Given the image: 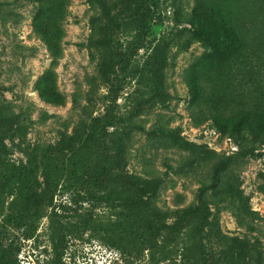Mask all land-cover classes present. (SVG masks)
Instances as JSON below:
<instances>
[{
    "label": "rangeland",
    "instance_id": "rangeland-1",
    "mask_svg": "<svg viewBox=\"0 0 264 264\" xmlns=\"http://www.w3.org/2000/svg\"><path fill=\"white\" fill-rule=\"evenodd\" d=\"M104 1L114 6V12L119 7L121 11L124 9L121 0L67 1L60 22L63 31L60 52L53 56L34 30L38 3L0 0V114L3 113L0 178L8 168L21 165L34 169L32 181L38 191L45 189V175L60 178L52 204L67 205L64 212L58 210L63 215L60 237L55 234L56 242H53L52 206L47 201L43 216L37 221H28L26 228L35 227L28 238L23 227L13 226L14 222L2 223L8 214L18 217L23 212L20 199L6 196L0 201V245L12 242L13 249H19L17 264L160 261L158 255L152 258L148 250L130 248L129 244L126 250L120 251L102 239L101 228L110 227L116 211L104 202L84 199L85 192L65 176L70 168L71 141L84 139L92 120L96 117L104 120L108 114L110 100L98 74L104 52L91 40L93 20L98 25L104 23ZM208 1L231 13L241 32L236 35L231 60L219 69L202 74L205 95L216 97L225 115L250 109L264 116V37L261 36L264 22L257 14L258 2ZM196 3L197 0H159L147 39L155 35L164 50L165 96L150 99L135 92L133 82L128 83L119 93L114 110L121 122L108 128L107 142L120 136L123 139L124 157L119 161L125 172L160 181L150 196L147 214L153 217L157 211L160 221L168 224H173L184 209L196 204L200 187L210 183L212 165L236 149L227 135L213 130L208 118L213 112L209 101L200 109L191 108L186 72L209 50L189 30ZM47 70L54 72L57 88L64 97L62 104L48 102L38 94L37 81ZM14 114L20 116L16 122L12 120ZM184 141L197 145L206 154L197 156L183 149L181 142ZM247 145L250 150L262 152L260 146H253L249 140ZM224 178L234 188L232 196L220 200L211 189L205 195L213 227L204 232L202 243L206 256L202 261L227 264L228 257L233 255L230 240L240 238L247 243L253 257L260 253L264 264V152L258 157L235 159ZM126 186L124 179L113 176L97 189L99 193L113 192L114 196L120 195ZM136 221L142 223L137 218ZM125 239L129 241L130 236Z\"/></svg>",
    "mask_w": 264,
    "mask_h": 264
},
{
    "label": "trees",
    "instance_id": "trees-1",
    "mask_svg": "<svg viewBox=\"0 0 264 264\" xmlns=\"http://www.w3.org/2000/svg\"><path fill=\"white\" fill-rule=\"evenodd\" d=\"M34 1L38 3L33 21L34 30L45 41L51 54L57 56L63 32L60 22L68 0ZM257 2V14L264 22V0ZM121 4L124 5V9L121 11L119 7L114 12V6L104 1L102 7L104 23L98 25L96 21L92 22V43L104 52L98 74L101 83L107 88L110 103L104 120L94 118L85 138L71 141L73 146L69 159L70 168L67 169L65 176L69 182L73 181L85 192L84 199L101 204L104 202L116 211L115 220L109 222L110 227L101 228V238L111 247L124 251L131 245L130 248L135 246L148 250L152 258L158 255L157 259L160 260L150 261L151 264H206V261H202L206 256L202 240L206 229L209 226L213 227L208 217L206 192L211 189L214 196L220 200L232 196L234 188L230 181L224 178L231 164L235 159L258 157L264 152V116L250 109H242L235 115H225L220 110L216 97L205 95L201 83L204 72L219 69L231 60L236 35L241 31L236 26L235 17L226 12L221 5L208 0H197L193 15L189 19V30L193 37L203 41L209 50L198 57L186 72L191 108L200 109L209 101L213 112L209 113L208 118L212 121L213 130L227 135L236 149L231 155L212 165L210 183H203L200 187L196 204L184 209L173 224H168L160 221V214L157 211L153 217L147 214L151 206L150 196L156 191L160 181L145 180L125 172L120 164L124 157L122 137L107 142V136L110 134L108 128L121 122L114 110L118 95L125 85L133 82L135 92L150 99H161L165 96L164 50L155 35L152 39H147L150 22L156 16L159 0H121ZM261 36L264 37V32ZM141 50H144V53H140ZM36 86L42 99L54 104L64 102L52 70L45 71L39 77ZM19 119L18 114L13 115L14 122ZM248 140L253 146H260L262 152L248 149ZM181 143L183 149L191 150L194 155L206 154V151H199V147L193 143L187 141ZM117 167H120V171ZM34 175V169L21 165L8 168L0 178V201L6 196H12L20 199L24 205L23 212L18 217L8 214L2 223L14 222L13 226L23 227L24 236L28 238L35 230L34 225L26 228L28 221H37L43 216V205L47 201L49 206H52L50 219L55 229L51 239L56 242L55 234L60 237L63 216L58 210L64 212L67 206L61 202L58 205L52 204L60 178L45 175V189L38 191L35 188L36 183L32 181ZM113 176L124 179L127 183L126 188L122 189L118 196H113V192L99 193L97 187ZM68 181L66 184H70ZM136 218L142 223L137 222ZM111 227L113 232H110ZM126 236H130L129 241H126ZM230 247L233 255L228 257L227 264H263L260 253L253 257L244 240L233 238L230 240ZM18 252V248L13 249L12 242L1 244L0 264H17Z\"/></svg>",
    "mask_w": 264,
    "mask_h": 264
}]
</instances>
